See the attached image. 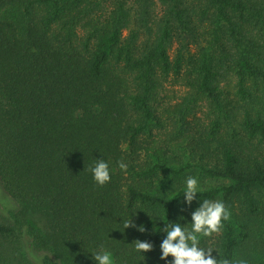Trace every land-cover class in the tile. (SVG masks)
<instances>
[{
    "label": "trees",
    "instance_id": "1",
    "mask_svg": "<svg viewBox=\"0 0 264 264\" xmlns=\"http://www.w3.org/2000/svg\"><path fill=\"white\" fill-rule=\"evenodd\" d=\"M157 1L158 16L155 0H0V188L20 205L0 218V264H34L33 251L93 264L101 245L116 264H165L153 231L177 219L189 175L230 213L200 245L264 264V0ZM232 76L234 97L221 86ZM171 80L187 95L160 105ZM94 159L111 169L102 187ZM135 212L143 234L123 232ZM29 215L45 229L26 231ZM136 239L154 245L144 259Z\"/></svg>",
    "mask_w": 264,
    "mask_h": 264
},
{
    "label": "clouds",
    "instance_id": "2",
    "mask_svg": "<svg viewBox=\"0 0 264 264\" xmlns=\"http://www.w3.org/2000/svg\"><path fill=\"white\" fill-rule=\"evenodd\" d=\"M118 166L121 169L126 167L123 162ZM88 171L97 186L102 187L110 181L111 169L105 159H94ZM201 191L195 176L185 177L182 188L175 194V198L182 195V199H177V219L175 221L167 220V223H163V227H158V231H153L152 228L153 233L162 232L164 234L159 243L160 260L165 261V264H247L244 259L234 261L217 259L212 254L214 249L200 245V238L219 232L223 227L222 221H227L230 215L222 200L201 199ZM193 203L196 206L192 208L190 216L182 215L185 207H192ZM136 214L137 212L127 219L120 220L123 232L128 228L141 234L147 231L144 224L134 222L133 217ZM130 245H132L133 251L141 255L143 259L142 254L150 252L154 247L149 240L140 239L134 240ZM89 253L93 264H116L111 250L103 245ZM169 257L171 260H168Z\"/></svg>",
    "mask_w": 264,
    "mask_h": 264
},
{
    "label": "rangeland",
    "instance_id": "3",
    "mask_svg": "<svg viewBox=\"0 0 264 264\" xmlns=\"http://www.w3.org/2000/svg\"><path fill=\"white\" fill-rule=\"evenodd\" d=\"M153 14L155 16H158L160 14V4L157 0H155V5L153 7ZM236 79L232 76L228 79L221 82V86L223 89H225L230 97H234V93L236 91ZM187 95V89L180 83L171 80L164 84L163 88L160 91L159 94V103L160 105L170 106L173 105L176 102H179L182 97ZM196 118L200 123L206 124L209 120V114H208V107L205 103H199L197 110H196ZM162 120H168L166 124V131L169 132V135H174L178 131L179 127L174 122L169 120L171 115L161 112ZM145 152L142 151L141 155L144 157ZM20 210V205L15 200H11L8 197H6V194L1 190L0 188V218L4 220H10V221H16L18 218V211ZM27 225L25 230L28 231L30 228L31 230L41 232L45 229L44 221L43 219L38 215H29L26 218ZM25 241H29L27 238H25ZM27 246H30L29 243L26 244ZM34 259H31V261L34 264H44L45 257L47 254L42 252L33 251Z\"/></svg>",
    "mask_w": 264,
    "mask_h": 264
}]
</instances>
